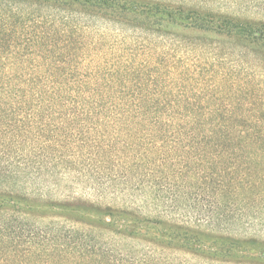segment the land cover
I'll use <instances>...</instances> for the list:
<instances>
[{
	"label": "trees",
	"instance_id": "16d2710c",
	"mask_svg": "<svg viewBox=\"0 0 264 264\" xmlns=\"http://www.w3.org/2000/svg\"><path fill=\"white\" fill-rule=\"evenodd\" d=\"M165 2L0 0V264H264V21Z\"/></svg>",
	"mask_w": 264,
	"mask_h": 264
},
{
	"label": "rangeland",
	"instance_id": "374dc122",
	"mask_svg": "<svg viewBox=\"0 0 264 264\" xmlns=\"http://www.w3.org/2000/svg\"><path fill=\"white\" fill-rule=\"evenodd\" d=\"M158 2H165L170 6L181 4L189 7H196L202 9H209L214 12L224 13L236 15L244 19H251L255 21H264V6L260 4L263 0H254V2H250L249 0H152ZM196 2V3H195ZM91 27L92 33L88 35V40H92L98 38L99 35L103 36V43L106 47L114 44L120 45L121 42L125 43L126 46L134 45H147L150 49V52H165L172 54V48L174 46L169 41L168 36L165 35H148L142 34L139 30L132 31L127 29H118L117 26H113L111 24H106L103 21H95L89 24ZM177 54L182 53V49H175L174 51ZM205 56H212V50L207 48V51L203 52ZM233 56H226L225 59L227 62L231 61ZM189 58L196 56V51H191L187 54ZM242 67H247L243 65ZM254 72L258 73L259 70L256 67H253ZM87 196L89 193L87 191H83L81 189H77V193L75 195ZM239 233L243 234H255L260 238H264V224H254L251 227L246 228H237ZM191 264H197L196 260H191Z\"/></svg>",
	"mask_w": 264,
	"mask_h": 264
}]
</instances>
